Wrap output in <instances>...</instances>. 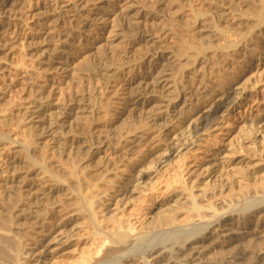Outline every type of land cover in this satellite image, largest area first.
Masks as SVG:
<instances>
[{
	"label": "bare ground",
	"instance_id": "6f19581e",
	"mask_svg": "<svg viewBox=\"0 0 264 264\" xmlns=\"http://www.w3.org/2000/svg\"><path fill=\"white\" fill-rule=\"evenodd\" d=\"M17 1L0 0L2 13L11 12ZM60 1L64 6H59L66 9L70 22L78 23L80 27L77 29L72 26L62 32L59 31L61 33L53 41L43 39L49 32L47 27L50 15L48 13L37 15L35 21L37 30L32 38L29 53L38 65L37 72L48 70L61 76L70 74V61L74 50L78 47L76 43L88 42V37L94 33L98 38L89 42L88 47L91 51H99L102 47L113 49L111 54L113 57H109L112 58L109 59L110 62L104 63L100 76L105 88L113 89L111 91L115 95L121 90L128 89L126 87L130 80L127 76H131V71L127 73L128 69L125 70L123 64L125 65V61L127 65L131 63L134 52L137 51L136 46L139 45L141 48L142 43L157 45L159 52L147 60V71L130 89L133 92L121 98L127 103L118 119L97 137L96 142L84 147L86 152H89L88 157L94 160L96 165L103 164L104 157L101 156L103 150L111 149L116 141L134 145L136 140H140L148 143V150L137 152L139 155L135 157L134 162L127 165L128 168L133 166L134 174L132 172L131 177L119 175L117 179H113L114 177L108 179L107 176L112 175L113 172L121 171L112 165L107 166L103 170V174L106 175L102 177L104 187L86 190L82 181L76 176L75 165L66 173L69 178L63 176L65 175L63 168L66 169L63 166L64 155L75 157L85 153L72 143L71 138L74 130L76 132L78 128H87L95 121L101 110L100 101L97 100L92 104L72 102L60 107L51 95H47L44 84L34 83V80L32 83L29 82L33 86L31 106L26 119L30 138L25 139L21 146L13 145L14 150L16 149L14 156L8 163V168L0 172V193L7 201L4 203L9 202L8 207L5 206L6 204L0 207V264H52L59 249H52L56 242H59L54 235L66 234L70 225L77 224L81 220L94 228L93 238L98 241V246L95 254H89L90 251L87 254L84 250L80 258L70 264H191L190 262L203 264L204 261L202 262L199 256L209 247H206V243L211 244V248L221 246L231 249L230 255L220 262L206 264L263 263L264 248L258 257L256 256L255 262H250L248 252L236 244L242 243L248 235L258 236L261 230L264 233V195L258 198L250 191L242 192L240 197L232 200L226 209L202 206L199 199L208 197L209 193H214L216 190L225 193L230 192L236 185L240 188L246 180H255L253 177L261 174L259 169H252L253 173L250 174L239 172L227 180H219V185L202 182L197 187V189L201 188V196H196L192 192L196 188L195 181L191 182L189 187L182 178L177 186H181L183 192L189 193V200L181 203L180 195L172 197L159 207V215L153 216L150 223L140 227V230L136 225L141 223L142 217H139V214L127 217L126 212L132 201L134 202L135 192L140 190V195L145 194L149 189L150 180L157 179L158 182L164 177V172L168 170L171 172L175 167H180V164L188 158V153L190 154L203 137L212 129L220 127L224 113L241 106L248 79L237 78L231 73L225 75V79L221 81L219 79L216 81L214 78L210 80L208 77L207 80L206 73L210 75L217 71L227 73L229 70L227 67L236 63L241 64L239 69L241 67L245 69L247 63L252 65V62L260 57L258 44L264 34V0H170L172 12L168 17L171 20L172 29L169 30L172 33L169 40L158 36L156 38L142 28L144 22L157 18L155 12H163L165 0H154L152 1L154 5L149 7L139 6L140 0H128L121 5L112 4L111 0ZM195 2H199L203 7L197 8ZM227 3L232 5L227 6ZM177 8L188 9L190 17L183 22L182 11L175 10ZM214 16L220 18L216 23L215 19H211ZM10 18L0 24V40L11 26ZM234 18L237 20L232 25L235 28L222 26L223 23H228ZM114 21L120 22L126 28L108 30L109 24ZM131 32L136 34L135 37L130 36ZM50 33L52 32L48 35ZM217 42L219 44H215ZM170 45L172 53L165 54L164 50ZM1 64L3 65V62L0 61V66ZM249 69L246 75L251 73ZM260 71L257 75L260 77L252 84V93H256V87L263 80L264 65ZM27 73L28 71L24 75L31 80V76ZM185 95H189L190 99H186ZM193 96H196L195 99H192ZM252 126L253 132L246 135L244 142H253L256 145L260 126H264V115ZM62 129L67 132L61 133L60 137L58 130ZM262 134L261 140L264 143V131ZM33 138L37 139L39 147L47 152L53 151L55 155L53 158L58 163L56 170L51 169L48 158L42 161L38 157L39 160L31 156L30 151L36 147L37 142H34ZM8 140L7 138V142ZM0 141L6 143V139L1 138ZM10 145L12 146L11 143ZM241 149L243 150V146L238 150L239 153ZM245 153L248 158L239 161L238 164L249 161L247 165L250 167L252 161L259 159V154L256 152ZM24 161H30L37 169L32 177L31 173H29L30 177H19ZM225 164L224 160L219 159L207 169L206 180L211 178L217 168ZM101 175L99 174L100 177ZM261 177L264 180V173ZM67 179L69 181L71 179L72 182L71 191L74 194L71 196L74 198V208L72 206L73 209L66 213L65 218L52 222L53 230L48 228L43 230L46 229L44 225L47 223V219L44 218L48 214L47 203L53 199L55 192L63 191L70 185L67 184ZM172 203L177 204L181 210L186 209L190 220L179 223L173 212L170 211V214L166 215L161 210L166 206L170 207ZM112 206L117 207V210L110 212ZM99 215H102L104 220L100 221ZM244 217L247 218L245 221ZM252 225L255 226V230L252 233L245 232ZM29 229L41 230V232L34 233L31 249L24 251L20 238L22 234L29 232ZM42 232L47 234L44 236V233L39 238L38 235ZM78 239L80 241L82 237ZM71 240L72 237H68L66 241L59 242L57 247L68 246ZM84 240L85 238L82 241ZM170 251H175L178 257L168 258ZM142 255L146 256V260L143 259L144 256L141 258Z\"/></svg>",
	"mask_w": 264,
	"mask_h": 264
},
{
	"label": "rangeland",
	"instance_id": "374dc122",
	"mask_svg": "<svg viewBox=\"0 0 264 264\" xmlns=\"http://www.w3.org/2000/svg\"><path fill=\"white\" fill-rule=\"evenodd\" d=\"M152 1L154 0H140L139 6L149 7V5H154V2ZM169 1L170 0H165V5L162 7L164 8L163 12L161 11L158 13L157 11V13H154L155 17L157 18H153L150 21L144 22L142 24V28L144 29V31H146L148 34L154 35L156 38L158 36V38H164L165 40L170 39L172 33L170 30L172 28L170 24L171 20L168 16L171 15L172 11L170 5L171 2ZM111 2L112 4L121 5L128 2V0H111ZM195 3L197 8L203 7L199 2ZM230 4L231 3H227V6H230ZM59 5L64 6V4L60 0H18L16 6H14L11 12L4 14L0 9L1 25L3 22H7L6 19L8 17H11V26L9 30L6 31L2 36L3 39L0 40V61L3 62V65L1 64L0 66L2 67V69H0V139H6V143L5 141L4 143L0 141V172L5 171L8 168V163H10L11 158L14 156L13 153L16 150H14V147L16 145L21 146L23 142L26 141L25 139L30 138V134H28L27 130L28 122L26 119L32 101L31 87L33 88V86L29 84V82L32 83V81L34 80V83L45 85V92H47V95H51L55 100L54 102L58 103L60 107L64 104H72V102L74 103L81 101V103L86 102V104H92V102L94 103L97 100L100 101L102 106L100 113L95 118V121L87 127L88 129L82 127L78 128V130L76 129V132L74 130L73 137L71 138V141L73 140L72 143L75 146L81 148L82 151L86 154L82 153L75 157H67L64 155L65 162L63 166L66 169L63 168V172L65 174L63 176H66V173L70 171L71 168H73L72 166L75 165L74 167H76V172L79 175L78 176L76 173V176L77 178L79 177L80 181H82L81 183L83 184V188H86V190H89L88 188H90L91 190H96L98 188L102 189V187H104L102 177H106V175H104L105 173L103 174V170L107 168V166L110 167L111 165L115 168L120 169V173L118 171V173L113 172V174L110 175L111 177L107 176L108 179H112L113 177V179H115L116 177H120L119 175L131 177L134 174V172L132 171L133 166H130L128 168L127 165L129 166V163L131 164V162H134L135 157L139 155V153L137 152H147L146 150H148V143L146 144L145 142H141L140 140L136 139H132L134 141L136 140V143L134 145L125 142L119 143L118 141H116L113 144L114 146L112 145L111 149L107 150V148H105L103 150L104 153L101 156H103L104 159L103 164L101 165L94 164V160H91V158L88 157L89 152L87 153V150L84 149V147L85 145H91L92 143L96 142L97 137L101 133L105 132L111 126V124L118 119L120 113L122 112V108H124V105L127 103L125 101H122L123 97H126L125 94H131L133 92L132 90L130 91V89L134 87L135 82L138 81L147 71V60L150 57L156 55L159 51L156 48L157 45L154 44L143 45L144 43H142L141 48L139 47V45L136 46L137 51L134 52L131 63L127 65L125 61V65L123 64V68L125 70L126 68L128 69L126 71L127 73L128 71H131V76H127V78L130 80H128V87H126L128 89H120L122 93L119 91L118 94H115L116 96L113 95V91H111L113 89L107 90L105 88L104 82L100 76L104 69V63L106 61V63L110 62L112 58L110 59L109 57H113V55H111L113 49L111 50L106 47H102L99 51H91V49L88 47L90 44L89 42H92L96 38H98V35L94 33L90 35V37H88V42H83L81 44L76 43L78 47L76 50H74L73 57L70 61V74H68L67 76H61L60 74H56V72L48 70H43L41 72H39L38 70L37 72L36 70L38 65L36 64L34 57L29 54L32 38L35 36V32L37 30V26L35 25L37 15L43 13H48V15H50V21L47 29L49 28L48 31L52 33L48 35L49 32H47L43 39H50L53 41V39L56 40L55 38L62 31H64V29L66 30L67 28H70L72 26L76 27L77 29H79L80 27L78 23L70 22L71 19L68 14H66V9L62 8ZM58 7L60 9H58ZM175 10L180 11L181 9L177 8ZM181 11L183 12H181V14L184 18V22L185 20H187V18L190 17L191 14L188 9L186 10V8H183ZM211 19H215V23L217 19L220 20V18H216V16ZM68 21L70 23H68ZM236 22L237 20L234 18L231 19L228 23H223L222 26L225 28H229ZM218 25H220V23ZM120 27H123L124 29L126 28L123 24H120V22L114 21L109 24L108 30H119L121 29ZM233 27L234 26H232V28ZM59 31L61 32L59 33ZM135 35L136 34L134 32H131L130 34V36L132 37H135ZM215 44L219 43L217 42ZM170 48L171 45L169 48L164 50V53L166 54L168 52V54H171L173 50ZM258 49L260 50V57H262L261 60L259 57L252 62V65L247 63L245 69L243 67L239 69L241 64L237 65L236 63V65L231 64V67H227V69H229L227 73H222L221 71H217V73L213 75H210V73L208 72L206 73L207 80H209L210 78H214V80L216 81L217 79L221 81L222 79H225L227 74L231 73V75H235L237 76V78L245 77L246 80L248 79L247 83L245 84L246 90L244 91V101H241V106H238L224 113V116L220 121V127L212 129V131H210L203 137L200 143L197 144L192 151H190V154L188 153V158H186L185 162L182 163L183 165L180 164V167H175V169H172L171 172L170 170H168L169 172H164V177L158 180V182L157 179L150 180L148 182L149 189L145 192V194L140 195V190L138 192H135L134 202L132 201L128 212H126V215H128L127 217H129L130 215L139 214V217H142L141 223H138L136 225L137 229L140 230L142 227L148 225L153 216H158L160 213L159 207H161L163 204H166V202L169 199L171 200L172 197L180 195L181 203L189 200V193L183 192L181 186H177V183L180 182L182 178L183 181H186L189 187L195 181L194 186L196 188L193 189L192 192L196 196H201V188L197 189V187L202 182H206L212 185H219V180H227L229 177L234 176L242 171L250 174L253 173L252 169H259L261 170V174L259 176H254L253 178H255V180H246L245 182H243V185H241L240 188L238 185H236L232 190H230V192L227 191L225 193H221L220 191L216 190L214 193H209L208 197L199 199L202 206L206 207L209 205L216 206V208L220 209H226L230 206L232 200L234 201L235 199H238L240 197V194L242 192L245 193L250 191L254 193V196L256 195V197L258 198L264 195V180L261 177L264 173V143L261 140L263 137L262 133L264 131V126H260L259 133L256 137V145H254L253 142H244L246 135L249 132H253V123L259 117L264 115V73L262 82L256 87V93L251 92L253 90L252 84L255 83L256 80L260 77L257 75L260 71V68L264 65V34L259 41ZM248 69L251 73H248V75H246ZM27 71L28 76H31V80H29V78L24 75ZM261 72L262 71H260V73ZM195 97L196 96H193L192 99H195ZM185 98L190 99V96L185 95ZM62 130H58L60 132L58 135L67 132L65 130ZM61 136L62 135H60V137ZM7 138L9 139L8 142ZM33 140L34 142L37 141L36 138H33ZM10 143L12 144V146L10 145ZM35 146L36 147L30 151L31 156L36 159L39 158L42 161L48 158L47 161L49 166L51 167V169H55L58 163L53 158L55 156L54 153H52L53 151L51 150L47 152L41 146L39 147L38 141L35 143ZM242 146L243 150L241 149V153H239L238 150ZM40 148H42V150ZM247 151H251L254 153L256 152L257 154H259V159L252 161L250 167L249 165H247V163L249 164V161L247 163L238 164L239 161L243 159L246 160V158H248L245 153ZM260 151H263V153H260ZM219 159L224 160L226 164L223 165V167L217 168L211 178L206 180L205 171L207 169H210L211 166L214 165ZM23 166H25V168ZM22 167L24 170L22 169ZM22 167L20 169L19 177H32L37 172V169L32 165L30 161H24ZM179 171H181L180 174ZM101 172L103 176L101 175ZM29 173H31L30 176ZM99 174L101 175V177L99 176ZM66 177L69 178L68 174ZM98 178L99 180L97 181ZM86 179L88 182L86 181ZM96 182H98L97 186ZM67 184L70 185L66 186L67 188L65 187L63 191L61 190L55 192L53 194V199H51L47 203L48 205L46 206V208L48 209V214L44 216V218L47 219V223L44 225L46 229L43 230H53L54 228L52 227V222L58 221L59 218H65L66 213L68 214V211L71 212V210L74 208V198L72 197L74 193L73 191H71V179L70 181L69 179H67ZM94 184L95 186L93 187ZM66 189L68 190L66 191ZM69 192L71 194H69ZM2 197L3 196L0 193V207L5 204V206L8 207L9 205L7 206V204H9V202L4 203L7 201ZM221 205H223L224 208L223 206L221 207ZM116 210L117 207L112 206L109 211L114 212ZM161 210H163L166 215L168 213L170 214V211L173 212L177 222L179 223H185L188 219L190 220V216H188L189 214L187 210L179 209L178 205L175 203H172L170 207L166 206ZM237 213L240 214V212ZM245 217L244 221L248 218ZM99 220H104L102 215H99ZM253 221L256 223L255 220ZM253 230H255L254 225L250 226L248 230H245V232L252 233ZM28 231L29 232H26L25 235L22 234L20 238V242L24 251H28V249H31V239H33V236H35L34 233L37 231L41 232V230L36 229H29ZM94 232L95 230L93 227L88 226L84 220H81L77 224L70 225L67 229L66 234L54 235L55 239L59 242L64 240L66 241L68 237H72V242L70 245L65 247H57L59 246V242H56L55 246L52 249H59L52 264H70L71 262L78 260L81 253H84V250L87 254L89 251V254H95L94 252L97 249L98 241L93 238ZM44 233L42 232L40 235H38V237L40 238L43 234L44 236L47 234L46 232ZM263 235L264 233L261 230L258 236L248 235L246 236V239L242 240V243L236 244L238 247H242L246 250V252H248V256L250 257L248 261L255 262L260 251L262 250V248H264ZM79 237H82L80 241L78 239ZM83 238H85L84 241H82ZM82 242L83 244H81ZM84 243H86L87 245L85 246ZM205 245L206 247H209L204 250V254L199 256L200 260H202V262L204 261L203 264L209 262H220L226 256L230 255L231 249L221 246L211 248L212 246L209 243H206ZM169 254L170 256L168 255V258L171 257L175 259L176 257H178L175 251H170ZM173 254H175L174 257ZM143 256L144 255H142L141 258H143ZM144 257L145 258L143 259L146 260V256ZM190 263L194 264L195 262ZM260 264H264V262Z\"/></svg>",
	"mask_w": 264,
	"mask_h": 264
}]
</instances>
